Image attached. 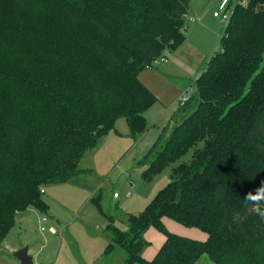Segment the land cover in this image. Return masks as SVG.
<instances>
[{
    "label": "trees",
    "instance_id": "1",
    "mask_svg": "<svg viewBox=\"0 0 264 264\" xmlns=\"http://www.w3.org/2000/svg\"><path fill=\"white\" fill-rule=\"evenodd\" d=\"M189 9L190 0H0V246L27 207L47 211L42 189L79 174L119 118L134 136L148 128L157 97L139 74L185 39ZM195 82V107L145 154L143 176L194 148L191 160L128 229L107 225V252L122 246L126 264H195L205 253L214 264H264V200L247 197L264 186V0L233 4L221 50ZM165 216L207 239L168 231ZM151 226L166 239L150 260Z\"/></svg>",
    "mask_w": 264,
    "mask_h": 264
},
{
    "label": "rangeland",
    "instance_id": "2",
    "mask_svg": "<svg viewBox=\"0 0 264 264\" xmlns=\"http://www.w3.org/2000/svg\"><path fill=\"white\" fill-rule=\"evenodd\" d=\"M238 1L247 2L229 0V7ZM218 2L193 0L191 12L199 15L192 20L184 17L183 26H188L185 39L174 50H166L152 67L140 72V80L157 97L146 111L148 128L134 136L127 119L119 118L115 128L96 148L84 154L79 174L65 182L44 186L47 211L31 205L17 216V223L7 236L14 250H6L7 241H3L0 264H23L14 252L24 247L28 248L33 264L127 263L128 254L122 246L116 245L107 252L112 242L107 225L112 222L123 230L128 229L131 215L141 213L171 180L172 168L192 158L194 148L151 181L143 176L149 166V162H142L143 157L161 134L163 139L167 138L176 123L195 107V81L211 57L221 50V36L227 21L214 16ZM184 96L188 99L182 103ZM114 192L120 193L119 199L114 197ZM97 196L104 213L93 201ZM44 216L47 220L41 222ZM163 222L168 231L178 235L199 240L208 237L204 229L171 217H163ZM143 238L148 243L142 255L151 260L163 245L166 233L151 226L143 233ZM195 264L214 263L205 253Z\"/></svg>",
    "mask_w": 264,
    "mask_h": 264
},
{
    "label": "built area",
    "instance_id": "3",
    "mask_svg": "<svg viewBox=\"0 0 264 264\" xmlns=\"http://www.w3.org/2000/svg\"><path fill=\"white\" fill-rule=\"evenodd\" d=\"M232 8L233 7H229V0H221L218 5H217V8L214 12V16L215 17H218V18H222V20H226L228 22V20L230 19L231 17V13H232ZM167 59V58H165ZM152 67V66H150ZM188 99V97H182L181 100H182V103H184L186 100ZM45 190L42 189V192H44ZM114 197L115 198H118L120 197V193L118 192H114ZM47 220V217L44 216L43 218H41V221L42 222H45Z\"/></svg>",
    "mask_w": 264,
    "mask_h": 264
},
{
    "label": "water",
    "instance_id": "4",
    "mask_svg": "<svg viewBox=\"0 0 264 264\" xmlns=\"http://www.w3.org/2000/svg\"><path fill=\"white\" fill-rule=\"evenodd\" d=\"M14 255L18 257L23 264H32V257L28 254V248L24 247L14 252Z\"/></svg>",
    "mask_w": 264,
    "mask_h": 264
},
{
    "label": "crops",
    "instance_id": "5",
    "mask_svg": "<svg viewBox=\"0 0 264 264\" xmlns=\"http://www.w3.org/2000/svg\"><path fill=\"white\" fill-rule=\"evenodd\" d=\"M217 1H221V0H217ZM218 2V3H219ZM193 3V0H190V9H189V12H188V14L186 15V17H189V19L190 20H192V19H195L196 17H198V15H199V13L197 12V13H192L191 12V9H192V7H191V4ZM194 16V18H192ZM197 19V18H196ZM196 21H198V20H196ZM187 29H188V26H187ZM153 91V90H152ZM154 92V91H153ZM107 135H105V137H106ZM44 193H46V188H45V191L43 192V194ZM121 196V195H120ZM120 197H118V199H119ZM46 201V200H45ZM46 203H47V201H46ZM48 204V203H47ZM42 222V221H41ZM17 223V222H16ZM5 241H7L6 242V245H5V249L7 250V249H11V251H13L14 250V248H12V246L10 245L11 243L8 241V237H6V239L4 240V242ZM8 246V247H7ZM16 249H18V248H16ZM33 264V263H32Z\"/></svg>",
    "mask_w": 264,
    "mask_h": 264
},
{
    "label": "clouds",
    "instance_id": "6",
    "mask_svg": "<svg viewBox=\"0 0 264 264\" xmlns=\"http://www.w3.org/2000/svg\"><path fill=\"white\" fill-rule=\"evenodd\" d=\"M247 197L252 201L264 200V186L256 189L255 194H253L252 192L248 193ZM261 216L264 217V213H261Z\"/></svg>",
    "mask_w": 264,
    "mask_h": 264
}]
</instances>
